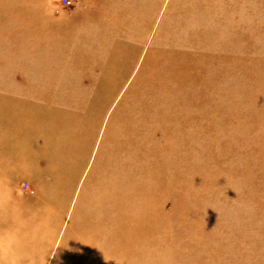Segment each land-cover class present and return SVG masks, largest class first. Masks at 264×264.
<instances>
[{"label": "rangeland", "instance_id": "rangeland-1", "mask_svg": "<svg viewBox=\"0 0 264 264\" xmlns=\"http://www.w3.org/2000/svg\"><path fill=\"white\" fill-rule=\"evenodd\" d=\"M41 1L0 0V84H100L73 100V141L98 131L73 167V253L58 230L46 264H264V0H106L108 40L63 42L36 37Z\"/></svg>", "mask_w": 264, "mask_h": 264}, {"label": "crops", "instance_id": "crops-1", "mask_svg": "<svg viewBox=\"0 0 264 264\" xmlns=\"http://www.w3.org/2000/svg\"><path fill=\"white\" fill-rule=\"evenodd\" d=\"M68 1L73 6L57 5L56 0L38 4L41 13L33 20L36 37L44 38L50 30L58 42L73 38L79 30L91 40H108L118 13L111 12L106 0ZM96 86L100 84L91 79H11L0 84V263L46 264L60 239L58 230H65L63 235L68 231L65 247L73 253V167L81 163L98 132H91L85 145L73 141L83 126L73 116L81 114L78 106L73 108V100L80 89ZM97 97L99 102L110 101L108 95ZM105 143L100 163L104 173L109 164ZM80 185L78 180L74 194ZM75 236L89 247L83 232ZM80 252L87 255L84 249Z\"/></svg>", "mask_w": 264, "mask_h": 264}, {"label": "built area", "instance_id": "built-area-1", "mask_svg": "<svg viewBox=\"0 0 264 264\" xmlns=\"http://www.w3.org/2000/svg\"><path fill=\"white\" fill-rule=\"evenodd\" d=\"M65 3H66L67 5H71V1H66ZM23 186H24V189H25V190L29 189L27 184H24ZM30 191L33 192L32 190H30Z\"/></svg>", "mask_w": 264, "mask_h": 264}]
</instances>
